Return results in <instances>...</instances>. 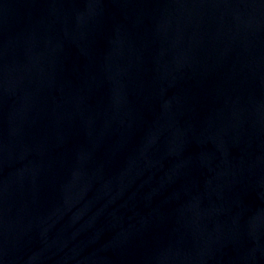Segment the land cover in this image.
<instances>
[{
    "label": "water",
    "instance_id": "obj_1",
    "mask_svg": "<svg viewBox=\"0 0 264 264\" xmlns=\"http://www.w3.org/2000/svg\"><path fill=\"white\" fill-rule=\"evenodd\" d=\"M0 264H264V0H0Z\"/></svg>",
    "mask_w": 264,
    "mask_h": 264
}]
</instances>
